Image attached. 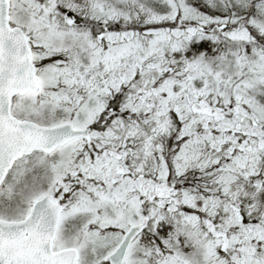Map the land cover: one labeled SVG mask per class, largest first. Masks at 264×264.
Returning a JSON list of instances; mask_svg holds the SVG:
<instances>
[{"label": "snow or ice", "instance_id": "1", "mask_svg": "<svg viewBox=\"0 0 264 264\" xmlns=\"http://www.w3.org/2000/svg\"><path fill=\"white\" fill-rule=\"evenodd\" d=\"M0 264H264V0H0Z\"/></svg>", "mask_w": 264, "mask_h": 264}]
</instances>
